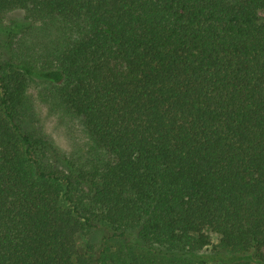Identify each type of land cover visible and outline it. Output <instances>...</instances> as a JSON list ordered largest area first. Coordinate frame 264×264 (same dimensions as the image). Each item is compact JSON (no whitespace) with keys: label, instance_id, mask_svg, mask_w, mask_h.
<instances>
[{"label":"trees","instance_id":"16d2710c","mask_svg":"<svg viewBox=\"0 0 264 264\" xmlns=\"http://www.w3.org/2000/svg\"><path fill=\"white\" fill-rule=\"evenodd\" d=\"M0 36V264H264V0H0Z\"/></svg>","mask_w":264,"mask_h":264},{"label":"rangeland","instance_id":"374dc122","mask_svg":"<svg viewBox=\"0 0 264 264\" xmlns=\"http://www.w3.org/2000/svg\"><path fill=\"white\" fill-rule=\"evenodd\" d=\"M13 20L20 24L14 30L16 33L14 41L28 40L33 30L25 22V11L23 9L12 11L8 15L4 27L15 26L16 24L12 22ZM5 45H7V41ZM50 87L51 85L48 82L38 77L30 83L31 100L38 113V121L35 122V127L42 130L51 138L56 146L65 154L72 156L76 152H84L87 148V136L82 122L56 103L55 98L50 92ZM92 236L94 239L100 241L102 239V232L94 231ZM211 237L213 243H218V235L211 233ZM85 240L86 236H83L80 241L83 242ZM207 249L211 250L212 247L208 246Z\"/></svg>","mask_w":264,"mask_h":264}]
</instances>
